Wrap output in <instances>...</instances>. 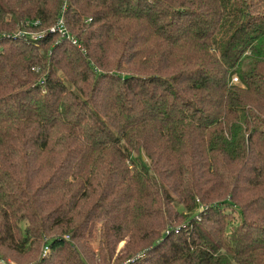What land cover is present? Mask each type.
<instances>
[{"label":"trees","instance_id":"1","mask_svg":"<svg viewBox=\"0 0 264 264\" xmlns=\"http://www.w3.org/2000/svg\"><path fill=\"white\" fill-rule=\"evenodd\" d=\"M0 260L264 264V0H0Z\"/></svg>","mask_w":264,"mask_h":264},{"label":"built area","instance_id":"2","mask_svg":"<svg viewBox=\"0 0 264 264\" xmlns=\"http://www.w3.org/2000/svg\"><path fill=\"white\" fill-rule=\"evenodd\" d=\"M52 29H55L57 30L59 33H60V36L61 37H68L70 38L73 42H75V37L69 32V30L67 29V27L65 26L64 24V21L62 18H59L58 21H57V24H55ZM40 36V33H35L33 32L31 34V37L33 38H36V37H39ZM236 81V79H235ZM42 252L43 254H46L48 253V248L45 246L42 248ZM3 261L0 260V264H2Z\"/></svg>","mask_w":264,"mask_h":264},{"label":"rangeland","instance_id":"3","mask_svg":"<svg viewBox=\"0 0 264 264\" xmlns=\"http://www.w3.org/2000/svg\"><path fill=\"white\" fill-rule=\"evenodd\" d=\"M32 34V33H31ZM72 35H74L73 33H71ZM235 80V79H234ZM11 261V260H10ZM12 264H16L15 262L11 261Z\"/></svg>","mask_w":264,"mask_h":264}]
</instances>
